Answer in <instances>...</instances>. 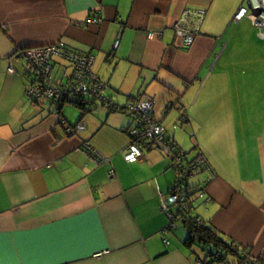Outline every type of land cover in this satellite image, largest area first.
Returning a JSON list of instances; mask_svg holds the SVG:
<instances>
[{"label": "crops", "instance_id": "crops-1", "mask_svg": "<svg viewBox=\"0 0 264 264\" xmlns=\"http://www.w3.org/2000/svg\"><path fill=\"white\" fill-rule=\"evenodd\" d=\"M214 2L216 15L208 25ZM240 2L231 9V0H0V264H196L194 245L185 244L188 234L178 231L176 223L169 228L161 209L160 196H167L176 178L169 157L146 143L137 162L123 159L130 142L127 131L135 126L124 107L141 95L151 97L154 118L183 150L174 122L178 117L184 124L185 110L181 106L165 126L167 108L176 105L169 104L175 99L178 104L194 97L198 101L210 82L209 100L225 83L226 119L242 125L241 131L219 130L223 142L251 134L260 146L235 148L237 159L216 168L207 187L200 180L189 187L203 184L214 212L206 223L225 242L264 257V190L256 186V181L264 185V96L255 101L244 86L229 81L228 74L239 66L236 56L243 61L246 56L234 50L242 35L222 38ZM196 9L205 10V18L194 44L183 49L173 25L182 11ZM97 14L100 23L88 24ZM233 17L234 25L242 21L235 23ZM257 37L262 65L264 33L259 30ZM58 43L90 55L106 98L126 102L106 114L86 115L99 107L97 102L93 109L79 107L75 120L55 112L44 99L27 101L21 52ZM53 60V72L67 61ZM10 64L13 74L7 73ZM259 71L262 78L251 87L263 94L264 66ZM37 108L40 115L32 120ZM62 119L82 129L65 136ZM86 147L107 162H93Z\"/></svg>", "mask_w": 264, "mask_h": 264}, {"label": "built area", "instance_id": "built-area-1", "mask_svg": "<svg viewBox=\"0 0 264 264\" xmlns=\"http://www.w3.org/2000/svg\"><path fill=\"white\" fill-rule=\"evenodd\" d=\"M206 11L202 9L184 10L181 18L173 25L175 34L182 39L183 49L190 48L196 36L199 34L200 25L205 18ZM248 19L252 25L262 30L264 29V0H247V7H240L233 17V22L237 23L243 19ZM100 15L87 21L88 24H99ZM184 22L191 23L189 27L184 26ZM151 37L153 36L150 34ZM119 41L114 43V50L118 47ZM59 56L68 61L72 68V74L67 79V83L56 82L52 78L53 58ZM25 75L27 83L24 95L27 101L34 103L38 100L49 101L54 107V111L61 113L65 103H73L78 107L87 106L93 109L95 102H101L110 111H115L116 106L104 95L105 86L92 73L93 58L90 55L80 54L70 51L63 43L32 48L24 51ZM7 73L13 74L12 64L9 65ZM153 99L146 95L139 96L135 101L128 102L124 111L134 116L135 126L127 131L129 145L123 151V159L126 163H135L142 157L141 148L146 143H152L161 150L172 162V167L176 173L173 187L168 195L160 196L162 211L170 220L169 228L175 226V215L172 212L176 207L181 212L189 209L187 194L193 190L200 192L199 198H204V188L196 185L193 189L189 187L188 181L193 178L202 166H206L211 171L204 154L200 153L192 161H188L186 154L175 142L166 135L163 125L154 118ZM65 125V136H72L82 129L80 124L68 126L64 119L61 121ZM87 151L95 163L107 162L99 157L97 153L86 147ZM114 172H111L112 177ZM214 177V173H213ZM196 192V193H197ZM208 204V199H205ZM168 244L167 241H164ZM198 264V263H196ZM240 264H264V257L255 258L249 253L241 254Z\"/></svg>", "mask_w": 264, "mask_h": 264}, {"label": "rangeland", "instance_id": "rangeland-1", "mask_svg": "<svg viewBox=\"0 0 264 264\" xmlns=\"http://www.w3.org/2000/svg\"><path fill=\"white\" fill-rule=\"evenodd\" d=\"M217 1L218 0H216V2ZM237 1L238 0H231V4H230L231 9L236 4ZM239 5L241 7H247V0H241ZM231 9L227 10V16L230 15ZM215 15H216V10H215V2H214L213 12L211 11V9L208 11L206 15L205 24L209 25V23L213 21ZM233 15L234 12L228 21H226L225 19L226 24H225L224 32L222 34L223 42L228 41V39L231 36L242 35V40L239 39V41L234 44V50L235 52H239V53L244 52L246 56V61H243L242 58H240L242 55L236 56L237 61H239V66L237 68L234 67L235 70L233 74L231 73L228 74L229 81L233 82L234 87L244 86L247 92L253 96V100L256 101L258 100L259 96L260 98L262 97V95L264 96V92L262 94L261 89L258 92L257 88L255 90L253 87H251L256 84L255 81H257L259 78H262L259 69H261L262 66H264V61L263 64L261 65L257 55V52L260 51V49H263V45L258 42L259 38L257 37V34L259 33V29L254 28L251 22L246 18L243 19L241 22H239L237 25L232 24L231 19ZM261 31L262 33H264V29H262ZM53 61L55 62V60ZM220 63L221 61L218 63V66L220 65ZM60 64L62 68L56 67L52 74V78L54 80L62 79L66 84L67 79L72 74V68H68L67 61H64V63L60 62ZM231 65L232 62L231 63L229 62L227 68L225 69V73L226 71L227 72L230 71ZM65 68L67 69L65 70ZM63 71L65 72V74L63 73ZM210 83L206 85V88L200 94L198 101H195L196 97H194L192 101H181L179 102V104L176 99L170 103L168 102L169 104L174 103L176 105L175 106L171 105L167 108L168 110L167 116L169 118H168V122L165 123V126H168L169 123L171 124L178 114V109L181 106L184 108L186 113L185 118L188 122L181 124L180 122L177 121L178 117L175 119L176 121L174 122L178 128L177 131L181 132L179 138L181 140V143L182 144L184 143V145L182 146L183 152L186 153V158L190 161L195 159L200 153L205 154L204 156L205 157L207 156L206 159L208 165L211 168V171H209L206 166H202L201 169L196 173V175L188 181V183L189 182L194 183L195 180H200L206 185V187L215 178L213 177V173L214 170L216 172V168L219 169L221 165L222 166L227 165L230 159L232 160L237 159L236 157H238V155L237 156L234 155L235 148L240 149L241 147H245V146H250L251 148H257L260 146V141L255 137L253 138L251 134L249 135L250 137L248 138L246 137L231 138L230 140L227 141L228 143L223 142L224 139L220 135L221 132L219 130L236 129L237 127L238 128L237 130L241 131L242 125L237 121L229 122L226 119L227 112L225 111V101H224V97H225L224 87L226 86L225 83H219L222 85H219V90L217 91V95L212 97L211 101L209 100ZM240 91H243L242 88H240ZM121 102H126V101H111L113 105H118L120 107L122 106L120 104ZM97 104H99V107L96 109L94 108L95 110L92 112V114H86V115H93L99 110L102 111L103 114L108 113L109 109L106 106H103L101 102H97ZM48 105L49 103H46L45 110L48 109L49 107ZM40 112H41V108H37L36 113L32 118V120L39 117ZM62 112H64V114H66L67 117L73 116L75 120L77 119V116L81 114V110L79 109V107H77L73 103H65ZM112 114H114V112H112L110 115ZM257 127L260 129L259 126ZM215 130H217V132ZM249 130L251 131V133L256 132L254 126H252ZM216 157H218L219 160H217ZM256 186L261 188L260 193H262V190H264L263 183L256 181ZM199 195L200 192H197L194 195H192L193 198L191 197L192 198L191 216L198 217V219L203 222H210V219L214 215V212L211 211L210 209L211 206L209 204L206 205L204 203L205 198L207 197L206 194H204V198H199ZM173 213L176 214V208H173ZM176 227L177 230L181 231L184 235L187 234V232H185L186 230L182 227V223L180 220L176 222ZM199 250L200 248L194 245L193 252H197L200 256L202 255V253Z\"/></svg>", "mask_w": 264, "mask_h": 264}, {"label": "trees", "instance_id": "trees-1", "mask_svg": "<svg viewBox=\"0 0 264 264\" xmlns=\"http://www.w3.org/2000/svg\"><path fill=\"white\" fill-rule=\"evenodd\" d=\"M24 51L21 52L23 58ZM84 108V107H80ZM182 118V117H181ZM183 123H187L183 115ZM190 161V160H188ZM193 189L195 188L192 187ZM197 192L193 190L187 194V200H192L191 197ZM193 198V197H192ZM188 201L190 207L186 212H181L176 207L175 223L180 220L182 227L187 232L185 244L196 245L200 248L202 255L199 256L195 252V263L198 264H240L241 254L248 253L244 249H240L235 243L225 242L220 235L210 227L206 222L198 219V217L191 216L192 201ZM173 212V211H172Z\"/></svg>", "mask_w": 264, "mask_h": 264}, {"label": "bare ground", "instance_id": "bare-ground-1", "mask_svg": "<svg viewBox=\"0 0 264 264\" xmlns=\"http://www.w3.org/2000/svg\"><path fill=\"white\" fill-rule=\"evenodd\" d=\"M238 11V10H237ZM183 151V150H182ZM185 153V152H184ZM186 154V153H185ZM192 199V198H191ZM190 200V199H189ZM190 201H192V200H190ZM189 207H190V205H189ZM261 258V257H260Z\"/></svg>", "mask_w": 264, "mask_h": 264}]
</instances>
